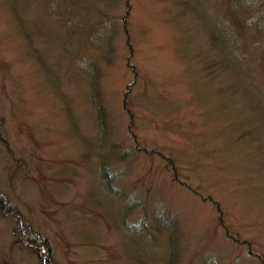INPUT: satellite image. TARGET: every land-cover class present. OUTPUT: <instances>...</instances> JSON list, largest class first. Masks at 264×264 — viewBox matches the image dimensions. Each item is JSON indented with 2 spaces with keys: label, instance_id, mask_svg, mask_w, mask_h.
Listing matches in <instances>:
<instances>
[{
  "label": "rangeland",
  "instance_id": "rangeland-1",
  "mask_svg": "<svg viewBox=\"0 0 264 264\" xmlns=\"http://www.w3.org/2000/svg\"><path fill=\"white\" fill-rule=\"evenodd\" d=\"M0 196V264H264V0H0Z\"/></svg>",
  "mask_w": 264,
  "mask_h": 264
},
{
  "label": "trees",
  "instance_id": "trees-1",
  "mask_svg": "<svg viewBox=\"0 0 264 264\" xmlns=\"http://www.w3.org/2000/svg\"><path fill=\"white\" fill-rule=\"evenodd\" d=\"M263 15V14H262ZM261 16V15H260ZM135 70H136V66L131 62V64H130ZM94 65L92 64V67H93ZM93 70H94V68H93ZM96 86H95V88H94V85H93V92L95 93L96 92ZM95 95H96V93H95ZM100 109V108H99ZM100 114H101V117H100V120H101V122L103 121V117H102V111L100 112ZM169 160L171 161V163L172 162H174V160L173 159H171V158H169ZM0 203L1 204H3V203H5L3 200H2V196H0ZM159 219V218H158ZM41 254H43V252L41 253ZM48 254V253H47ZM49 259H50V256L48 257V256H46V257H44V256H42L41 255V258H40V260H42L43 261V263L42 264H46V261H49ZM170 264H172V262H169Z\"/></svg>",
  "mask_w": 264,
  "mask_h": 264
}]
</instances>
